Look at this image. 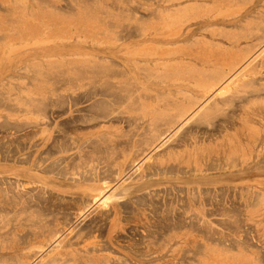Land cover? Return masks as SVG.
<instances>
[{
    "label": "rangeland",
    "instance_id": "rangeland-1",
    "mask_svg": "<svg viewBox=\"0 0 264 264\" xmlns=\"http://www.w3.org/2000/svg\"><path fill=\"white\" fill-rule=\"evenodd\" d=\"M236 1L238 3L239 0H235L234 1L235 5L232 3V5L230 6V9L229 8L227 10L225 9V11L223 9H222L223 11L221 10L223 16L225 15V17H227V15H228V17H230L231 16L230 13L235 15V14H237L238 10H240V11H238L239 13L241 11L244 13V12H246V10L248 11L249 9L255 7L257 5V3H259V4L261 3V5H263L262 10L264 13V3H263L264 0H240L239 1L240 3H238L239 5L236 3ZM163 2H165V4H166V2H168V0H0V181L4 184V185L2 184L3 186H5V183H7L6 184L7 186L4 187V190L6 191V189H7V191L5 192L2 189L3 187H1L2 186L1 184H0L1 185L0 190L1 191L3 190L8 195L11 193V195L9 197H12L14 192L16 194V192L18 193L19 191H20V193L22 191H23V193H26V192L30 193L31 192V195H32V193L34 195L35 192H37L38 194L36 196L39 199H40V197H39L40 195H42L41 198H43V196H44L43 202L46 198H48L46 200L47 201L50 200V201H48L50 203H51V201H52V203H54L53 202L54 199L56 202H58V200L59 201L61 200L62 202L61 201L58 202L60 204V205L58 204L60 207L62 206V204H64V205L68 204L67 206L65 205L66 207H68L70 205V207H68L67 209L66 208L64 209L65 206H62L63 208H60L59 206L57 207V203L56 204L54 203V205H56V206L49 203L50 205L53 206L52 207V206L48 205V202L46 204H44V203L42 204V201H41L42 199H41L39 201L41 204L38 206L37 205V204H39L38 199H36L37 202L35 201L36 196H34V198H33V196L31 197V195L29 194L31 197V200H32L29 203L34 201L33 203H31L32 206L36 202L37 203V204L35 203L36 207L38 206V208H39L42 205V208H43V205H44L45 210L51 209V211H50L51 213L54 211V213L50 214V212L48 210H47L48 213H46L47 211H45L44 208L43 209L39 208L40 212H39V209L37 210V208H35L37 212H39V213L43 212L41 214H43V216H45V218L42 217L45 220L43 222H41L42 226L40 225V227H44V231H45V228L47 226L46 224H48V226H49V227L47 226L45 232L43 231L42 228H40L41 229V232H40L39 224H38L40 222H37V225H38L37 226L35 224L36 220L35 221L34 220L26 221L27 219H26L25 213H21L22 215L20 214V212L16 213V210L14 211L12 208L13 206L11 207V205H8L9 203L8 204L6 203L8 201L5 199H8V197H7L8 195L6 196V194L4 193L3 196H4V198L6 197L4 199L6 202L2 203L3 205L0 203V206L2 205V207H0L1 208L0 209V214H1L0 215V232H2L1 229L3 228V232L9 233L8 230L10 228V230H9L10 233L9 234L3 233V232L0 233V235L2 234V237L0 236L1 237L0 242H2V243H0V252H2V253L8 252L9 254L8 253H4V254L10 255L12 252V251L10 252V250L15 251L16 248L21 249V251H22V252L20 251L21 255L23 254V257H24L23 261L25 262V264L26 263L29 264L31 262L38 261L40 259V257H43L47 254V252H50L51 249L53 248V246L54 247L56 246L55 240H57V239L61 240L62 239L61 241H57V245L59 244L58 245L59 247L58 246H56V247H58V250L63 252L64 248H65L64 245L66 246V248L69 247L68 245H70V244H72V246H74L73 243L76 241L73 242L72 240H75V238L77 237L76 243H78L80 245L75 244L74 248L80 246L79 249L80 248L81 249L79 251L80 255H78L79 249L77 248L78 250L75 253L76 254L75 259H79L81 261L80 264H82L83 259L86 260V257L84 258V256H87L88 260L91 258L89 261H91L92 263H90V264H94V263L98 264V262H99V264H103V263L105 264L107 262H108L107 264H112V263H114V264H124V263L125 264H130V263L131 264H135V263L136 264H264V177H262V176H264V93H263L264 92V79L259 78V81H262V82H258V83H257L258 79H256L255 80L256 83L254 81L255 84L252 82V84H251L252 87L247 86L245 88V90H243V91L240 90L242 92H238V93H236V95L234 94L235 96H233V97L236 100V101L235 100L232 101L234 105L232 104V102H228L227 103V105L229 104L228 108H227L226 104H224L223 106H220L221 108L218 107L219 110H216L214 113H212L215 115L211 114L212 116L211 115H210V117L208 116L207 117L208 119L206 118L207 120L205 119L204 123L202 121L204 118H201V116L195 117L194 119H192L193 120L192 123L191 122L188 124L186 123L185 126H182V128H180V131L179 130H178L179 132L177 131L178 133L177 132L175 134L170 133L171 137L167 135L166 138H168L169 141L167 139H165V140H167V142L166 141H165V143L163 142L166 145L161 143L162 145L158 149H156V151L152 152L153 154L150 153L151 157L149 158L148 162L145 158L142 160V162L138 163L140 166L145 164L144 165V167L146 166L145 168L143 166L141 168L139 165H136V163L139 161L140 157L143 156V155L141 156V154H140L141 152H140L139 147H141V145H142V147H143V148H141V151H142V149H145L144 146L147 147L146 145H150L153 143V140L151 139V138H153V133H150L149 131H145V130L143 131L145 123L147 124L149 122V120H151V121L156 120V122H154V123H159L156 125L161 126L160 122L163 125V123L166 122L168 119H170V117L172 115V111L170 110V108L169 109L167 108V105L169 107L172 106V104L176 101L173 98H175V97L177 98V95L175 92L171 91L173 94L171 96V92L168 94L164 89H162L160 87L164 86L165 84L166 85H173V84L177 85V82H178V84L180 83L181 85H188L194 79L193 78L194 76L192 77V75H194L193 73L191 74L189 72H186L183 69L182 70L180 69V72H178L179 70H177V71L173 70L174 71L173 73H172V71H169L166 73V75L162 74L163 76L159 75L155 79H152V80L150 79V81L138 83V86H140L139 88L142 89V90H140L137 88L136 82L134 85L131 84L130 83V82H132L130 80L131 78L126 74L123 75L124 71H123L122 66L124 64V61H126V54L124 52V51H126L125 47H126L128 41L129 42H136L137 41V38L136 39L134 38L135 36L132 39H130L131 41L126 38V28L128 26L127 19L128 18L130 19L131 26L134 28H136L137 24L139 23V20H142L144 27H149L150 30L152 31V30H154L155 27L158 26V24L160 22L159 19L161 17V12L158 9H159L160 5L164 4ZM169 3H171V2H169ZM169 3H167V4H169ZM144 4H150L152 6V7L150 6L151 9L146 8L144 6ZM233 6L235 7V9ZM208 8H209V10H208ZM213 10H216V7H205V10H204V7L187 8L184 11H182L181 14H178V13L175 14L176 15L175 21L177 23L178 21L180 22V20L181 21L185 20L186 24H184V26H183L184 28H185V26L188 27V25L190 27V26H192V24H193V26H195L196 22L199 23L200 20H201V22H203V20L205 21L208 19L207 17H211V14H213L212 13ZM227 11L228 12L231 11V12L228 13ZM242 12L239 15L238 14L237 15L240 16L241 14H243ZM179 15H180V17L177 18V16H179ZM221 15L218 16V18L222 17ZM225 17H223V18H225ZM234 17H232V18H234ZM187 20H188V22H187ZM194 22H195V24H194ZM193 26H192V28H193ZM174 29H175V25H173L170 30L173 31ZM243 29L244 30L234 29L233 31L230 30V32L229 31L227 32V30H226L227 33L224 32L222 34H223V36L231 38V40L232 39L234 40L236 37V39H235L236 41L238 40V38L240 39V37H241L240 43H244L245 40L254 37L255 34H259V32L261 31V25L260 26L258 25V27L256 25H252L250 27H244ZM254 29L256 31L258 30L257 31L258 33H256V31ZM249 30H250V32H249ZM229 33L231 34V37L229 36L230 35ZM232 33H234V34L232 35ZM253 33H255V34H253ZM138 38H140V37H138ZM219 38H221V37H219ZM242 38H244L245 40ZM188 49H191V48H189L188 46L186 48V46H185L184 51H182L181 53L189 51ZM219 49L222 50L221 48H219ZM95 50H98V52L100 51L99 53H101L100 55L103 57L102 60L100 59L101 61L100 60L97 62L95 60L92 61L93 59H92L91 55L89 54V52L92 53V51H93V53H94ZM87 51H89V52L87 53ZM101 51H103V53ZM83 52H84V54H83ZM224 52H227V55ZM230 52H231L230 49H226L224 51L218 50V51H216V55L221 54V55H217L218 58H219V56H221L223 58H226V57L229 58ZM222 53H223V56H222ZM88 55L90 56V58L92 60L89 58ZM103 55H106L107 57L110 56V57L107 58ZM86 56H87V58H89L88 59L89 62L92 61L91 63L94 62L99 67L97 66V69H96L95 64L92 66V64L89 63L87 61V59H84ZM223 58H221V59H223ZM77 59H78V62H77ZM83 59H84V62L82 63ZM75 63H76V65L78 64V67H80V66L84 67L85 66V69H84V72L82 75L78 74V67L76 68ZM87 64H88V66H86ZM89 64H91V65H89ZM86 67H88V69H86ZM89 67H91L90 70H89ZM92 68L94 70L96 69L95 72H97V74L94 75L95 72H93L94 70H91ZM73 69H75L76 71H73ZM66 71L69 74H67ZM88 71L89 72L91 71L90 73L93 74L92 77ZM110 71H112V72H110ZM86 72H88V73H86ZM74 73L78 74V75L76 74L78 76V79H77V76H75V78L73 77L75 75ZM184 73H186V74L184 75ZM188 73L190 74V76ZM87 74H88V76H87ZM89 74H90V76H89ZM121 74H122V76H121ZM112 75H114V76H112ZM85 76H86V78H85ZM93 76L96 78V80L100 76H102V77H100V79H98V83H99L98 85H100L104 81L106 82V80L108 79V81H110V83H108V81L106 83L104 82V85L105 84H107V85H105L103 87L110 86L114 91H118V94L121 91V93L119 94L120 96L122 95V92H123V95H125V101L123 102L124 99H122V101L120 100L121 103L118 102L120 104L117 103V105L115 104V107H114V104L110 105V104L106 103V100H108V102H109V99H107L106 98L107 96H106L105 97L106 100L103 103L104 97H102V95H99L98 93L96 94L95 91H94L95 94L92 93V91L97 86V81H95V78H94V80L92 79ZM65 77L69 81L67 79H65ZM81 78L84 82L81 80ZM89 78H91V79H89ZM74 79L77 81H75ZM156 79L158 81H156ZM65 80H67V82ZM80 80L82 81V83H80L81 82ZM85 80H87V81L89 80L88 82L91 81V83H94V81H95L96 84H94V89L92 86L93 84L90 83V86H92V88H90V87H88L89 83L86 82ZM120 80L121 81L122 80L123 81L128 80V81H126V83L128 82L130 85V88L131 87H133V88H131V89L126 88L127 84L125 82H121ZM169 80H171L170 84H168ZM187 80H189V81H187ZM63 81H65L67 84L64 83ZM118 81H119L120 85H122L123 83H124V85L118 86V84H119ZM160 81H161V83H160ZM166 81H167V83H166ZM70 82H72V83H70ZM112 82H114V83L112 84ZM155 82L156 83L159 82L157 84L160 86H158ZM63 83H64V91L66 92L65 88H67L69 90V91L67 90V95H64L66 93L63 91ZM74 83L75 84L77 83V87ZM78 83H80V84H78ZM83 83H85V84L83 85ZM147 83H148V85H147ZM150 83H152V84H150ZM102 84H101V86H102ZM115 84H116V86H115ZM139 84H142V86H144L145 89L143 87H141V85H139ZM149 84H150V86H149ZM154 84H156V85H154ZM85 85H88V86L85 87ZM129 85H127V87ZM131 85H133V86H131ZM151 85L153 86V88L155 90L151 87ZM65 86H67V87H65ZM79 86H83V87L81 88ZM154 86H156V87H154ZM87 87L90 88L91 90L92 89L93 90L92 91L87 90L88 89ZM98 87L100 88V86H98ZM147 87H149V88L151 87L152 89L150 88V90H149V88H147ZM76 88L81 89V91L77 90ZM125 89H127V90H125ZM128 89H130V91ZM136 89L138 91L139 90L140 91L137 92ZM83 90L86 92L84 93ZM146 90H149V92ZM161 90L165 91V94ZM78 91H79V94H81L80 92L83 93L82 94L83 97H85V95L88 94L86 96H88L89 98H90V96H92L91 97L92 99L90 98L89 101H88V98L84 99L82 97V95L77 94ZM141 91H142V94H141ZM157 91L158 92L160 91V94H159L160 97H159V95H157L158 94ZM68 92H70L72 96H74L78 99V100H76V98H75L74 100L78 101L79 104L74 103L75 101L73 102V100H71V98H68V97H72L69 95L70 93H68ZM87 92H89V93H87ZM125 92H127L126 94L128 96L125 94ZM152 92H153V95H152ZM134 93H136L137 96ZM93 94L95 95V97L99 95L98 100H95L96 98H94ZM166 94L169 95V99L167 98L168 95H166ZM238 94H239V96H238ZM123 95H122V97L124 98ZM133 95H135V96H133ZM138 95H140V96L138 97ZM150 95H152V98H149ZM155 95L158 97L156 98ZM65 96H68L67 97L68 99ZM163 96H165V97H163ZM59 97H61V98H59ZM78 97H80V101H79ZM101 97L103 99H101ZM122 97H120V98H122ZM134 97H135V99H134ZM254 97H255V99H254ZM45 98H49V99L45 100ZM50 98L51 99L54 98L53 101H55V102L59 100L57 102V104L59 105V103H60V106H58L57 104H55L53 102V104L55 106V107H53V104L51 105V103H50V101H51ZM93 98H94V100H93ZM129 98H132V99L130 100ZM66 99L68 101H70L72 104L69 103ZM126 99L128 100V103H127ZM153 99H156V100H153ZM43 100L48 101L49 104L48 105L46 104L48 102H45L46 105L43 104L44 103ZM62 100H64V103ZM82 100H83V102H82ZM100 100L102 102L101 104H103L104 106H102L100 103H98V102H100ZM160 100L161 101L164 100V101L161 102ZM95 101H98V102L95 103ZM146 101L149 103L151 101V104L147 103ZM240 102H241V104H240ZM90 103H92V104H90ZM93 103H95V104H93ZM105 103L107 104V107H109V108L106 107ZM109 103H113V102H109ZM98 104H99V106H98ZM35 105H37V106H35ZM90 105L93 109L98 110V113L95 110L97 115L96 114L94 115L93 114L94 112L93 113L89 112L91 109ZM94 105H96L98 107L102 106L101 111H102V109L105 112H106V110H108L107 111L108 113H109V111L110 112L113 111L112 113H109V115L112 114L111 117L108 114H106L107 112L106 113L104 112L106 114L107 118H106L104 113H103L104 115L100 116L101 118L104 117L105 119H108V122L104 119L107 122L106 124H105L104 120H102L103 118L101 119V121L100 120L96 121V123L98 122L99 125L95 124V122L92 121L93 117L95 120L96 116H97V118L100 119V117H98V115L102 114V112H103V111L101 112L99 110L100 108L98 109V107H96ZM140 105H142L141 108H139ZM143 105H144V107H143ZM148 105H149L150 109L148 108ZM161 105H163V106H161ZM110 106H113V107H110ZM157 106L158 107L161 106L162 108H157ZM43 107H45V108H43ZM48 108H49V110H48ZM50 109H51V111H50ZM146 109L148 110V112L146 111ZM156 109H158V110H156ZM160 109H161V111H160ZM150 110H152V111L149 113ZM143 111H145L146 115L149 116V117L147 116L148 122H146V120H145L146 116H144V117L142 116V115H145V112H143ZM159 111H160V113H159ZM165 111L167 112V114L169 112V114L167 115L165 113ZM161 112L164 115L165 114L166 115L163 116V114ZM170 112H171V114H170ZM152 113H154L155 115L160 114V116H159L160 118H158L157 115H156L157 117L154 116V114H152ZM89 114L93 115V116H91L92 119H85V118H91L89 116ZM116 114H117V116H116ZM85 116H87V117H85ZM113 116H116V119L112 120ZM135 116L137 118H135ZM17 117H19V118H17ZM117 117H118L119 121H117ZM127 117L129 119H126ZM130 117H132L133 119ZM138 117L140 119H138ZM80 118L81 119L84 118L82 120H87L88 122L90 121L91 124H90V122L88 124V122L86 121L88 125H86V122H84L85 125L83 123H82L83 124L82 125V124H80L81 122H83L82 120L78 124L77 121ZM97 118H96V120H97ZM113 118H115V117H113ZM121 118L124 119L125 123L123 122V120ZM149 118H151V119H149ZM156 118H158L160 121ZM231 118H233V119H231ZM39 119H40V121H39ZM73 119L75 121L77 120L76 123ZM109 119H111L112 122ZM229 119L231 122L228 121ZM35 120L38 122H35ZM114 120H116V121H114ZM128 120H131V122ZM133 120L134 121L136 120V121L134 122ZM142 120H145V121H142ZM200 120H201V122H200ZM226 120H227V122H225ZM45 121H47V122H45ZM194 121H196V122H194ZM197 121H199V122H197ZM232 121H233V123H232ZM243 121L246 123H244ZM32 122H34V123H32ZM99 122H101V123H99ZM126 122H127V124H126ZM137 122H139L138 123L139 128L136 131L135 126L137 125L136 124ZM35 123H37V124H35ZM107 124H108V126H107ZM140 124L143 126V129L141 128L142 126ZM94 125H96V126H94ZM84 126H85V128H84ZM100 126L102 127V129H100L101 128ZM63 127H65V128L63 129ZM161 127H163V126H161ZM36 128H38V129H36ZM15 129H16V131H15ZM62 129L64 130V132H62ZM65 129H66V131H65ZM95 129H97L96 130L97 132L95 131ZM107 129H109V131ZM100 130H102V131H100ZM131 130H132V133H131ZM139 130L141 131V133L144 132V135L146 133L145 136L148 140H149V137H147V136L148 135L150 136V134H151L150 139H151L152 143H150L151 142L150 140H149L150 142L147 141L145 136L143 134L139 133L140 132ZM214 130L216 132H214ZM98 131H100L101 134L103 135V137L106 138V139L101 138V139L105 140L104 142H103V140L100 139L101 134ZM81 132H83V133H81ZM136 132H138V134H136ZM92 133H93V135H92ZM97 133H99V134H97ZM190 133H191V136H190ZM211 133H213V134L211 135ZM94 135H97V136L100 135V137L98 138L96 136V138H97L96 139L94 137ZM138 135H139V137H137ZM141 135L145 138V140L142 138ZM228 135H229V137H227ZM72 136H75V137H72ZM85 136H86V138H87V136H88V138H91L90 139L91 141L94 140L92 142H95V140H96L97 143L89 142L90 140L88 141L87 140L88 138L86 139ZM89 136H91V137H89ZM135 136H136V138L134 139L135 143H136L137 139L139 140V142L137 141V143H136L138 148L134 147V146H136V144L133 141V138ZM211 136H212V139L210 138ZM215 136H216V139H214ZM67 137H68V139H67ZM81 139H82V141H81ZM62 140H63V142H62ZM65 140L68 142V144L66 143ZM85 140H86V143H88V144L92 143L91 144L92 146L91 145L90 146L85 145V147H87V148H85L84 143H83V142H85ZM140 140H141V142H140ZM142 140H144V142H142ZM196 140H198V141H196ZM59 142L62 143V146L60 145ZM130 142H132L134 145L132 143L130 144ZM145 142L146 143L148 142L150 144H148V143L146 144ZM176 142H177V144H176ZM142 143L146 144V145H143ZM211 143H212L213 147H212ZM54 144H56L57 147L60 145L61 146V147H59L60 149L58 150L56 148V146H54ZM64 144H65V148L63 146ZM78 144L79 145L83 144L82 146L85 149L82 151L81 150L82 146H79ZM93 144H95V145H93ZM104 144H106V145H104ZM128 144L130 146L132 145L131 147H134V148L130 149L131 147ZM68 145L71 147L70 149H68L69 148ZM74 146H79L80 148L79 147L74 148ZM195 146H196V148H195ZM83 147H82V149H83ZM66 148H67V150H66ZM60 150H62V151H60ZM65 150H66V152H65ZM72 150H73V152H71ZM78 150L79 151L81 150L80 154H79ZM124 150H126V151H124ZM131 150H132V152H133V150L134 151L137 150V151L133 152V153H135V154H133L135 157L131 156V158H129L130 157L129 155L132 154V152H130ZM138 150H139V152H138ZM170 150H172V151H170ZM57 151H58V153H57ZM59 151L61 153L62 152H64V153L60 155ZM93 152H95V153H93ZM128 152H130V154ZM96 153H98V154H96ZM57 154L60 155V157ZM81 154H82V156H81ZM136 154L138 157L136 156ZM123 155L124 156L126 155V156L123 157ZM160 155H162V156H160ZM61 156H65V157H62V159L65 158V161L63 159V162H62V159H59V158H61ZM70 156H71V159L69 158ZM79 156H80V158H79ZM127 156H129L128 157L129 162L127 161V158H126ZM43 157H45L47 160ZM52 157H53V159L56 157L55 159H57V161L59 159V161L55 162V159L52 160ZM132 157L134 158L133 160H135L136 157H137V159L135 161H133V160L131 161ZM162 157H164V158H162ZM72 158H74L75 160L73 159L74 161H71ZM94 158H96V159H94ZM38 159H39V161H38ZM42 159H45V160H42ZM105 160L108 163L109 162H112V163L108 164L105 162ZM115 160L119 163L117 164V162ZM31 161L33 163H35V168L33 165H31V163H32ZM40 161L44 164H47L46 165L47 168H45L46 170L48 169L47 171L52 169L55 163H56L55 165H57V167L55 166L57 169L54 167L52 171L50 170L51 172L50 171L47 172L46 170H44V167H46V166H44V164L41 165L42 163ZM52 161H54V164ZM120 161L123 163H126L125 161H127L129 165H127V163H126V164H124V166H121L123 164ZM159 161H160V163H159ZM261 161H263V162H261ZM68 162H70V164ZM84 162H85V164L87 162H89V163H87L86 166L88 168L93 167V169H90L92 171H90L89 169H87L86 166H84ZM48 163H51V165L53 164L52 168H51V166H49L50 164H48ZM94 163L98 167L100 165V168L102 167L101 165H105V164L106 165L103 166L102 169H99L98 167H97L98 169L97 168L95 169L94 167H96V166L94 165ZM132 163H134V164H132ZM220 163H221V165H220ZM36 164L38 165L39 168H40V166H39V164H40L41 169L44 166L43 170L39 169L40 172H37L39 170H38V168L36 169V167H37ZM77 164H78V166H76ZM112 164H114V165H112ZM60 165H62V166H60ZM74 165L76 167L71 169ZM90 165H91V167H89ZM156 165L158 167H160L159 169H161V170L160 171L156 170L155 171L156 175H155V173H154L155 168L154 167H157ZM113 166H115L117 168L116 169L114 167L115 168L113 170L114 173L111 170L113 168ZM150 166L153 167V173H154L152 175L153 177L150 175L152 173V171L150 173V171H148V168H147ZM161 166H162V168H161ZM174 166H175V168H174ZM250 166L252 168L255 167V169H258V171L255 169L252 170V168H251V170L250 169L247 170ZM60 167L61 168L64 167V168L61 169ZM65 167H67V168H65ZM108 167H110V168H108ZM122 167H124V169ZM217 167L220 170H218ZM261 167L263 168V170ZM17 168H19L20 170ZM28 168L30 171L27 170ZM59 168L61 170H63V169L66 170V172L69 170L68 168H70V170L68 171V173L70 174L68 176V178L65 177V175L67 176L68 174L64 170L62 171V173H60L61 170ZM103 168H105V169H103ZM107 168H108V172L111 171L110 173H108L106 171ZM121 168H122V172H124V173L121 172V170H120ZM134 168L135 169L138 168V169L135 170ZM164 168H166L165 170H167V171H169V168H170V170H171V168H173L174 171L172 169L173 172L172 171L167 172V171L163 170ZM205 168H206V170H205ZM33 169H34V171H33ZM54 169H56V171ZM79 169L82 170V173ZM131 169H132V171H131ZM201 169L203 171L205 170V172L200 171ZM221 169H222V171H221ZM229 169H230V171H229ZM71 170L73 172H71ZM74 170H75V172H74ZM98 170L99 171L101 170L106 175L104 173H101V172L100 173L102 175H100ZM141 170H142V172H141ZM162 170L164 172H167V173H161ZM35 171L37 174V178H36V176L31 177V174L34 175ZM41 171H44V172H41ZM57 171H59V173ZM77 171H78V173H77ZM84 171H87L89 174L92 173L89 176L90 180L87 177V175H89V174L84 172ZM125 171H127V172L130 171V172L126 173ZM133 171H134V173H133ZM30 172H33L34 174L30 173ZM52 172H54L53 174L58 173V175L55 176L52 174ZM70 172L74 173L75 176L76 175L79 176L78 174L80 173L82 175V177H83V174L85 173V175L87 174L86 178L88 180L86 181V179H83V180L78 179L79 177L77 178V176L75 179V176L73 178L74 174H71ZM118 172L119 173L121 172L120 173L121 175L123 174L122 177ZM146 172H147V176H145ZM27 173H29V175ZM38 173H40V175ZM63 173H64V175L60 176ZM96 173H97V175H96ZM107 173L109 175L112 173L110 176L111 178H108L109 176ZM116 173H118V174H116ZM141 173H142V177H141ZM19 174H21V175H19ZM98 174L100 176V179L102 177L101 180L99 179ZM113 174H114V177H112ZM17 175H19L20 177L19 176L16 177ZM81 175H80V178H81ZM85 175H84V177H85ZM104 175L106 177L105 179L103 178ZM117 175H119L118 178L116 177ZM28 176L30 179L28 178ZM124 176H126V177H124ZM143 176L145 178L144 180H146L145 182L141 181V179H143ZM119 177H121V178L119 179ZM138 177L140 180L138 179ZM146 177L150 180V184H146L147 186H145V184H143V183L149 182V181H147L148 179H146ZM154 177H156V178H154ZM2 178L4 180H2ZM55 178H57V179H55ZM60 178H63V179H60ZM112 178H114V180ZM116 178L119 179V180H117V182L115 180ZM123 178L125 179V181H123L124 180ZM73 179H74V181H72ZM97 179H98L99 184H101L103 181L107 180L108 182H106L105 185L107 184V185L114 186V187L121 182H122L123 186L125 185V184H123V182L124 183L128 182L129 184L132 181L133 182L131 183L132 186H129L128 184H126L128 187H125V186L123 187L122 185H120L119 187L116 186L117 188L113 187L115 190L112 187L108 186L109 187V188H107L108 192L106 191L105 195L107 197L111 194L110 197L112 199H110V197H109L107 200L108 202H106L108 204L103 205V207H104L103 208L102 204H99V203H98V205L95 204L96 202H98V200L97 201L94 200L95 192L94 193L92 191L89 192V190H92V188L99 186L98 184H96ZM121 179H123V180L121 181ZM137 179L139 180V183L140 182H142V183H140V184L137 183V181H136ZM42 180H43V182H42ZM45 180L47 181V183L45 182ZM77 180H79V181L76 182ZM80 180H82L83 182ZM48 181L50 182V184ZM79 182H81V183H79ZM110 182L113 184L111 185ZM114 182L117 184L114 185ZM134 182L137 183V185H135ZM9 183H10V185H9ZM206 184H207V186H206ZM27 185H28V187H27ZM46 185H48V186L45 187ZM142 185H144L146 188H144V186H142ZM22 186H24L25 188H23ZM7 187H11V188H9V190L10 191L12 190V191L11 192L8 191ZM43 187H45V188H43ZM83 187H85V189ZM87 187L89 190H86ZM90 187H91V189H90ZM18 188H19V190H18ZM49 188H51V189H49ZM57 188H59V189H57ZM111 188H112L113 192H111V190H110ZM119 188H120V190L116 191V189L118 190ZM124 188H127V190H124ZM31 189H32V191L35 190V192L30 191ZM70 190H71V192H70ZM63 191H65V192H63ZM72 192H73V194H72ZM28 193H26L25 195H27ZM39 193H40V195H39ZM1 194H2V192H1ZM122 194H127V195L125 196ZM21 195L23 196L24 194H21ZM29 195H27V196L29 197ZM121 195L124 197H122ZM0 196H2V195H0ZM24 197L26 199L30 198V197L28 198L26 196H24ZM89 200H91V202ZM2 201L3 200L0 198V202H2ZM112 202L114 203V205H112L113 204ZM89 203H90V205H89ZM5 204L7 205V207ZM85 205H86V207L84 209ZM3 206H5V207H3ZM113 206H114V208H113ZM8 207L11 208L13 211H10ZM18 207H20V206H18ZM2 208H3V210H2ZM54 208H56V209H54ZM4 209H6V210L8 209V211H5ZM30 209L33 210L34 207L33 208L31 207ZM115 209H116V211H115ZM118 209H119V211H118ZM1 210H2V212H1ZM18 210L19 209H17V211ZM42 210H44L45 212ZM55 210L57 212V216L56 215L53 216V214H56ZM81 210H83V212ZM77 211L80 214H78ZM3 212H5V215H3L4 214ZM7 212H10L12 215L7 213ZM12 212L15 213L14 214L15 216L13 215ZM59 212H61V213H59ZM62 212H65V213L62 214ZM18 213L20 215H18ZM162 213H163V215H161ZM6 214H7V216H6ZM23 214L25 215V217H22V216H24ZM44 214H47V215L50 214V215L47 216ZM1 216H2V220L3 221L5 220L4 221L5 223L1 220ZM11 216H14L15 219H12L13 217H11ZM58 216H60L61 218H59ZM6 217H8V218H6ZM17 218L22 220V221L21 220L18 221L19 224H21V225L18 224ZM23 218H25V219H23ZM58 218L60 219L61 222L63 221L64 224H63V222L61 223L60 221H57V220H59ZM11 220H13V223ZM23 220H25V221L23 222ZM218 220L220 221V223ZM8 222H9V225L7 224ZM20 222H22V223H20ZM33 222H34V226L36 225L38 230H36V227L34 228L33 224L30 225ZM50 222L51 223L53 222L52 223L53 225ZM10 223L12 226L16 223L17 226L14 225V226H16V228L13 227L11 229L12 226H10ZM24 223H26V224L23 225L24 226V228H23L22 224H24ZM28 223L31 227H29ZM42 223H44L46 226ZM54 223H56L55 226H54ZM65 223H66V225H65ZM49 224L51 226H54V228L51 227ZM61 224H63L64 226L63 225L61 226ZM182 224H184V225H182ZM58 225L61 226V229L63 227V229L62 230L58 229V231H57V228L55 229V227L56 226L58 227ZM25 226H26V228H25ZM167 226H169V227H167ZM18 227H21L20 228L21 232L26 231V232H23L24 234L25 233L26 234L24 235L23 233L19 232V230H17V229H19ZM27 227L34 228L35 230L29 229ZM69 227H70V229H69ZM48 228H50V229H48ZM51 228L53 230H51ZM71 228H72V230H71ZM4 229H5V231H4ZM25 229H29V231L25 230ZM30 230L31 231L33 230L32 232L34 234L31 233ZM48 230H49V233H48ZM60 230L62 231V233H64V231H66L61 236V238H60V235L62 233L60 232ZM27 231L30 232V234ZM37 231H39V232H37ZM54 231L58 232L60 235H58V236L56 235L55 238L53 239L54 241L52 240L51 242H48L49 234L53 233ZM42 232L44 234L47 232V235L41 234ZM37 233H40V236H39V234L37 235ZM22 234L25 237H27V239L24 236H21ZM35 234L37 236H35ZM78 234L80 236H81V234L82 235L84 234L83 235L84 238H82V237L79 238ZM29 235H31L30 238L28 237ZM94 235H96V236H94ZM5 236H6V238H4ZM63 236L66 239L63 238ZM21 237H23V239L25 238V240H22ZM40 237H41V239H40ZM43 237H44V239H43ZM110 237H112V238H110ZM2 238L5 239V242L2 241L3 240ZM42 239H43V241H42ZM46 239H47V241H46ZM26 240H27V242L24 243V245H22L23 242ZM69 240L72 242H70ZM87 240L90 244L87 242ZM35 241H37V243H39V241H40V243H39L40 247H36L39 245L36 244ZM81 241H84V242H81ZM42 242H43L45 248H44ZM52 242L55 243V245ZM29 243H31V245L33 247H31V245H29ZM48 244H50V245H48ZM60 244H62L61 245L62 249L60 248ZM84 244L86 246H84ZM104 244L107 248L106 247L104 248V246H103ZM34 245H35V247H34ZM87 245H90L89 248L87 247ZM23 246L28 247V248H25V249L21 248ZM72 246L70 245V247H69L70 250L72 249ZM93 246H95V247L93 248ZM84 247L85 248L87 247V250L90 249L91 252L88 253L90 251L89 250L88 252L86 251L88 254L85 253ZM96 247H98L99 249H97ZM42 248H44L45 250H43ZM18 249L16 251H18ZM22 249H24V250H22ZM28 249H30V250L28 251ZM82 249L84 251H81ZM96 249H97V251H99L100 254H98V252H97L95 255L94 251ZM23 251H25V253ZM107 251H108V253H107ZM20 252L18 251L19 254H20ZM82 252H84V253H82ZM92 252H94V254ZM14 253H15V255H17L16 252H14ZM14 253H12V254H14ZM26 253H27L28 258L26 257ZM91 253L95 256H90ZM4 254L0 253V255H4ZM19 254H18V256H19ZM100 255H101V257L103 255L104 256L102 258H97ZM38 256H40V257H38ZM80 256H82V257H80ZM20 258H21V260L23 259L22 257H20ZM106 258H108V259L106 260ZM28 259H29V262H26V260L28 261ZM101 259H103V260H101ZM79 260H77L73 263L70 260V263L71 264H75V263L77 264L79 262ZM93 260H95V261H93ZM97 260H99V261H97ZM104 260H106V261H104ZM112 260H113V262H111ZM115 260H117V262ZM125 260H126V262H125ZM134 260H135V262H134ZM137 261L138 262L141 261V262L138 263ZM109 262H111V263H109ZM66 263H68V262H66Z\"/></svg>",
    "mask_w": 264,
    "mask_h": 264
},
{
    "label": "bare ground",
    "instance_id": "bare-ground-1",
    "mask_svg": "<svg viewBox=\"0 0 264 264\" xmlns=\"http://www.w3.org/2000/svg\"><path fill=\"white\" fill-rule=\"evenodd\" d=\"M234 1L235 0H168V2H166V4H165V2H163L164 4L163 5H160L159 6V11L161 12V17H160V19H159V24H158V26L157 27H155L154 28V30H150V28L149 27H144V25H143V23H142V20H139V23L137 24V26H136V28H134V27H132L131 26V22H130V19L128 18L127 19V21H128V26H127V28H126V38L128 39V40H130V39H132L134 36V38L136 39L137 38V41L136 42H129L128 41V43H127V45H126V51H124L125 52V54H126V61H124V64H123V71H124V73H123V75L124 74H126V75H128L131 79V81L132 82H130L131 84H135V82L137 83V88L138 89H140L139 87L140 86H138V83H142V82H145V81H150V79L152 80V79H155V78H157L159 75H162V74H165L166 75V73L167 72H169V71H172V73L174 72L173 70H179L178 72H180V69L182 70H185L186 72H189V73H193L194 75H192V77L194 78L193 79V81H191L188 85H181L180 83L178 84V82H177V85H175V84H173V85H164V86H161L160 88H162V89H164L168 94L172 91V92H175L176 93V95H177V98L175 99V98H173L174 100H176L173 104H172V106H168L167 105V108L169 109L170 108V110L172 111V115H171V117H170V119H168L166 122H164L163 123V125H162V123L160 122V124H161V126H163V127H161L160 125H156V124H159V123H154V122H156V120L154 121V120H149V122L147 121V116L148 115H146V112L145 111H143V112H145V115H142L143 117L144 116H146L145 118V120H146V122H148L147 124L145 123V125H144V129H143V126L141 127L142 129H143V131L145 130V131H149L150 133H153V138H151L152 140H153V143H152V141H151V139H150V137H151V134H150V136L148 135L147 137H149V140L151 141H149L147 138H146V133H145V135H144V132L143 133H141V131L139 132V133H141V134H143L144 136H145V138L147 139V141H149L150 143H152V144H150V143H148V144H150V145H146V144H143V145H146L147 147H145L144 146V148L145 149H142V151H141V148H143L142 147V145H141V147H139V149H140V154H141V156L142 157H140V159H139V161L136 163V165H139L138 163L139 162H142V160L143 159H145L146 158V160H147V162H148V160H149V158L151 157L150 156V153H152V152H154V151H156V149H158L162 144L161 143H165V141L167 142V140H168V138H166L167 137V135L168 136H170L171 134L170 133H172V134H175L178 130L180 131V128H182V126H185L186 125V123L188 124V123H192V119H194L195 117H200L201 116V118H204L202 121H203V123H204V120L209 116L210 117V115L212 114V113H214L216 110H219L218 109V107H220V106H223L224 104H226V106H227V108H228V105H227V103L228 102H232L233 100H235L234 99V97L233 96H235L236 95V93H238V92H242L243 90H245V88L247 87V86H249V87H252V82L254 83V81L256 80V79H258V81H257V83L258 82H262V81H259V78H261V79H264V13H263V10H262V8H263V5H261V3L259 4V3H257V5L255 6V7H253V8H251V9H249L248 11L246 10V12H242L243 14H241L240 16H238L240 13L238 12V11H240V10H238L237 11V14H232V13H230V12H228V13H230L231 14V16L232 17H234V18H232L231 16L230 17H228V13L226 14L227 15V17H225V15L223 16V14H222V12H221V10L223 9L224 11H225V9L227 10L228 8L230 9V6L232 5V3L234 4ZM240 1V0H239ZM238 1V3H240ZM169 2H171V3H169ZM167 3H169V4H167ZM236 3H237V1H236ZM237 3V4H238ZM264 3V2H263ZM259 4V5H258ZM235 5V4H234ZM239 5V4H238ZM262 7H261V6ZM144 6L146 7V8H150V4H144ZM143 6V7H144ZM152 7V6H151ZM193 7H204V10H205V7H216V10H213V14H211V17H207L208 19L207 20H203V22H201V20H200V22L198 23V22H196V24H195V22H194V24H195V26H193V24H192V26H193V28H192V26H190L189 27V25H188V27L187 26H185V28L183 27L184 26V24H186L185 23V20L184 21H181L180 19V22L178 21L177 23H176V21H175V14H181V12L182 11H184L185 9H187V8H193ZM234 7V6H233ZM240 7V6H239ZM151 9V8H150ZM207 9V8H206ZM214 9V8H213ZM234 9H235V7H234ZM208 10H209V8H208ZM212 10V9H211ZM222 10V11H223ZM233 10V9H232ZM236 12V11H235ZM225 13V12H224ZM222 14V15H221ZM213 15V16H212ZM222 16V17H220V18H218V16ZM234 15V16H233ZM180 17V15L179 16H177V18H179ZM223 17H225V18H223ZM139 19V18H138ZM206 19V18H205ZM187 22H188V20H187ZM177 24V25H176ZM189 24V23H188ZM173 25H175V29L173 30V31H171L170 29H171V27L173 26ZM252 25H256L257 27H258V25L260 26L261 25V31L259 32V34H255V33H253V34H255V36L254 37H252V38H249V39H247V40H245L244 38H242V39H244L245 40V42L244 43H240V39H241V37H240V39L238 38V40L236 41L235 39H236V37H235V39L233 40H231V38H228V37H226V36H223V34L222 33H227L228 31L230 32V30L231 31H233L234 29H242V30H244L243 28L244 27H250V26H252ZM187 27V28H186ZM248 29V28H247ZM226 30H227V32H226ZM255 30V29H254ZM256 31V30H255ZM258 31V30H257ZM256 31V33H258ZM249 32H250V30H249ZM236 33V32H235ZM230 34V33H229ZM234 33H232V35H233ZM225 35V34H224ZM230 37H231V34L229 35ZM253 36V35H252ZM138 37H140V38H138ZM219 37H221V38H219ZM131 41V40H130ZM185 46H186V48H187V46L189 47V48H191V49H188L189 51H186V52H183V53H181L182 51H184V48H185ZM219 48H221L223 51L224 50H226V49H230V56H229V58H223V57H221V56H219V58H218V56L217 55H221V54H217L216 55V51H222V50H220ZM89 51H87V53H88ZM100 52V51H99ZM98 52V50H95V52L93 53V51H92V53H90L89 52V54L91 55V57H92V59L90 58V56H89V58L92 60V61H99L100 59L102 60V56L100 55L101 53H99ZM102 53H103V51H101ZM228 52V51H227ZM227 52H224V53H226V55H227ZM221 53V52H220ZM81 54V53H80ZM83 54H84V52H83ZM86 55V54H85ZM84 56V55H83ZM103 56H105V57H107L106 55H103ZM222 56H223V53H222ZM81 57V56H80ZM108 57H110V56H108ZM107 57V58H108ZM82 58V57H81ZM89 58H87V56L84 58V59H87V61H88V59ZM221 58H223V59H221ZM84 59H83V61H82V63L84 62ZM106 59V58H105ZM114 59V58H113ZM100 60V61H101ZM115 60V59H114ZM80 61V60H79ZM91 61V62H92ZM104 61V60H103ZM107 61V60H106ZM77 62H78V59H77ZM76 62V63H77ZM89 62V61H88ZM91 62H89V63H91ZM76 63H75V65H76ZM80 63V62H79ZM99 63V62H98ZM92 64V66L95 64L94 62L93 63H91ZM91 64H89V65H91ZM116 64V63H115ZM86 66H88V64L86 65ZM91 66V67H92ZM95 66H96V69H97V66L98 65H96L95 64ZM94 66V67H95ZM78 67V64L76 65V68ZM91 67H89V70H90V68ZM99 67V66H98ZM75 68V69H76ZM75 69H73V71H76ZM84 69H85V66L83 67V66H80V67H78V74L79 75H82L83 74V72H84ZM86 69H88V67H86ZM96 69L94 70L93 68L91 69V70H94L93 72H95L96 71ZM120 69V68H119ZM118 69V70H119ZM121 70V69H120ZM113 71V70H112ZM112 71H110V72H112ZM89 72V71H88ZM88 72H86V73H88ZM91 72V71H90ZM89 72V73H90ZM114 72V71H113ZM118 72V71H117ZM66 73H67V71H66ZM115 73V72H114ZM119 73V72H118ZM188 73V74H189ZM67 74H69V73H67ZM75 74V73H74ZM73 74V75H74ZM77 74V73H76ZM74 75L73 77L75 78V76H77V75ZM91 74V73H90ZM90 74H89V76H90ZM95 74H97V72H95L94 73V75ZM169 74V73H168ZM186 73H184V75H185ZM86 75V74H85ZM92 75L93 74H91V77H92ZM175 75V74H174ZM181 75V74H180ZM87 76H88V74H87ZM112 76H114V75H112ZM119 76V75H118ZM121 76H122V74H121ZM127 76V77H128ZM163 76V75H162ZM189 76H190V74H189ZM188 76V77H189ZM68 77V76H67ZM70 77V76H69ZM72 77V78H73ZM83 77V76H82ZM99 77V76H98ZM100 77H102V76H100ZM100 77L98 78V79H100ZM165 77V76H164ZM85 78H86V76H85ZM84 78V79H85ZM94 76H93V80H94ZM162 78V77H161ZM160 78V79H161ZM191 78V77H190ZM65 79H67L66 77H65ZM77 79H78V76H77ZM88 79V78H87ZM89 79H91V78H89ZM98 79L96 80V78H95V81H97V86L95 87V89H94V84H96V82L94 81V83H91V81L90 82H88L87 80H85L86 82H88L89 83V86L88 85H85V87L86 86H88V87H90V88H92V86H93V91L90 89V88H88L87 90H91L92 91V93H94L95 94V92H96V94L98 93L99 95H102V97H104V99L101 97V99H103L102 101H103V103L105 102V97L107 98V99H109V102H113V103H109L108 102V100H106V103H108V104H114V107H115V104L117 105V103L118 102H120L121 103V101H122V99H124L123 100V102L125 101V95H123V92H122V95L124 96V98L122 97V95L120 96L119 94L121 93V91L119 92V94H118V91H114L110 86H106V87H103V86H105V85H107V84H105L104 85V82H100L101 84H102V86H101V84L100 85H98L99 83H98ZM159 79V78H158ZM68 80V79H67ZM67 80H65L66 82H67ZM75 80V79H74ZM81 80H82V78H81ZM80 80V81H81ZM185 80V79H184ZM65 81H63L64 83H66ZM69 81V80H68ZM75 81H77V80H75ZM83 81V80H82ZM82 81L80 82V83H82ZM100 81V80H99ZM102 81V80H101ZM108 81V79L106 80V82ZM112 81V80H111ZM114 81V80H113ZM121 81V80H120ZM126 81H128V80H126ZM126 81L124 80H122L121 82H125L126 83ZM156 81H158L157 79H156ZM164 81V80H163ZM162 81V82H163ZM170 81L171 80H169V83L168 84H170ZM182 81V80H181ZM187 81H189V80H187ZM84 82V81H83ZM85 82V83H86ZM93 82V81H92ZM105 82V83H106ZM117 82V81H116ZM153 82V81H152ZM64 83H63V91H64ZM70 83H72V82H70ZM80 83H78V84H80ZM85 83H83V85L85 84ZM87 83V84H88ZM90 83L91 84H93L92 86H90ZM108 83H110V81H108ZM114 82H112V84H113ZM118 83H119V81H118ZM154 83V82H153ZM156 83V82H155ZM157 83H159V82H157ZM156 83V84H157ZM160 83H161V81H160ZM164 83V82H163ZM166 83H167V81H166ZM172 83V82H171ZM182 83V82H181ZM255 83H256V81H255ZM254 83V84H255ZM67 84V83H66ZM65 84V85H66ZM75 84V83H74ZM111 84V85H112ZM122 84V83H121ZM127 85H129V83L127 82L126 83ZM125 84V85H126ZM145 84V83H144ZM150 84H152V83H150ZM150 84H149V86H150ZM156 84H154V85H156ZM253 84V85H254ZM76 85V87H77V83L75 84ZM109 85V84H108ZM120 85V83L118 84V86ZM122 85H124V83L122 84ZM122 85H120V86H122ZM127 85H126V88H130V85L127 87ZM133 85H131V86H133ZM139 85H141V87H143L144 88V86H142V84H139ZM147 85H148V83H147ZM158 85V84H157ZM251 85V86H250ZM74 86V85H73ZM98 86H100V88L98 87ZM115 86H116V84H115ZM117 86V87H118ZM136 86V85H135ZM158 86H160V85H158ZM157 86V87H158ZM65 87H67V86H65ZM79 87H83V86H79ZM78 87V88H79ZM124 87V86H123ZM151 87L153 88V86L151 85ZM150 87V88H151ZM154 87H156V86H154ZM248 87V88H249ZM70 88V87H69ZM107 88V89H106ZM114 88V87H113ZM131 88H133V87H131ZM130 88V89H131ZM147 88H149V87H147ZM150 88H149V90H150ZM151 88V89H152ZM159 88V87H158ZM247 88V89H248ZM66 89V94H64V95H67V88H65ZM73 89V88H72ZM77 89V88H76ZM86 89V88H85ZM84 89V90H85ZM130 89H128L129 91H130ZM145 89V88H144ZM154 89V88H153ZM250 89V88H249ZM248 89V90H249ZM75 90V89H74ZM77 90H80L81 91V89H77ZM83 90V91H84ZM125 90H127V89H125ZM133 90V89H132ZM131 90V91H132ZM135 90V89H134ZM137 90V89H136ZM140 90H142V89H140ZM139 90V91H140ZM149 90H146V91H148L149 92ZM155 90V89H154ZM240 90H242V91H240ZM69 91V90H68ZM73 91V90H72ZM71 91V92H72ZM95 91V92H94ZM123 91V90H122ZM138 90H137V92H139ZM145 91V92H146ZM162 91V90H161ZM165 91H162V92H164V94H165ZM259 91V90H258ZM257 91V92H258ZM86 91H84V93H85ZM90 92V91H89ZM89 92H87V93H89ZM135 92V91H134ZM144 92V93H145ZM172 92H171V96L173 95L172 94ZM263 92V91H262ZM68 93H70V92H68ZM81 94H79V91L77 92V94H79V95H82L83 93L82 92H80ZM91 93V92H90ZM127 92H125V94H126ZM132 93V92H131ZM143 93V94H144ZM157 95H159L160 94V91L158 92L157 91ZM245 93V92H244ZM259 93V92H258ZM261 93V92H260ZM264 93V92H263ZM76 94V93H75ZM76 94V95H77ZM93 94V96H94V98H96L95 100H98V96H96L95 97V95ZM133 94V93H132ZM135 95H136V93H134ZM138 94V93H137ZM140 94V93H139ZM141 94H142V91H141ZM147 94V93H146ZM168 94H166V95H168ZM235 94V95H234ZM241 94V93H240ZM243 94V93H242ZM246 94V93H245ZM70 96H72L71 95V93L69 94ZM68 95V96H69ZM75 95V96H76ZM86 95H88V94H86ZM85 95V97H83V95H82V97L85 99V98H88V101H89V99L92 97V96H90V98L88 97V96H86ZM90 95V94H89ZM105 95V96H104ZM127 95V94H126ZM131 95V94H130ZM135 95H133V96H135ZM152 95H153V92H152ZM152 95H150V97L149 98H152ZM162 95V94H161ZM247 95V94H246ZM63 96V95H62ZM68 96H65L66 98L68 97ZM128 96V95H127ZM132 96V97H133ZM137 96V95H136ZM140 95H138V97H139ZM146 96V95H145ZM156 96V95H155ZM238 96H239V94H238ZM64 97V98H65ZM120 97H122V98H120ZM142 97V96H141ZM158 96H156V98H157ZM159 97H160V95H159ZM162 97V96H161ZM163 97H165V96H163ZM59 98H61V97H59ZM68 98H71V100H73V102L75 101L74 99L76 98V97H74V96H72V97H68ZM67 98V99H68ZM79 98V101H80V97H78ZM94 98H93V100H94ZM137 98V97H136ZM144 98V97H143ZM142 98V99H143ZM168 99H169V95H168V97H167ZM237 98V97H236ZM239 98V97H238ZM246 98V97H245ZM253 98V97H252ZM46 99H49V98H45V100ZM54 99V98H53ZM53 99H51L50 98V103H51V105L53 104V102L55 103V104H57V102L59 101L57 98V100L58 101H53ZM55 99V100H56ZM66 99V100H67ZM83 99V100H84ZM92 99V98H91ZM100 99V98H99ZM130 100L132 99V98H129ZM134 99H135V97H134ZM138 99V98H137ZM163 99V98H162ZM165 99V98H164ZM244 99V98H243ZM254 99H255V97H254ZM45 100H43L44 101V103L43 104H45V102H48V101H45ZM65 100V99H64ZM64 100H62L63 101V103H64ZM70 100V99H69ZM76 100H78L77 98H76ZM83 100H82V102H83ZM121 100V101H120ZM127 100V99H126ZM145 100V99H144ZM152 100V99H151ZM153 100H156V99H153ZM68 101V100H67ZM66 101V102H67ZM87 101V100H86ZM133 101V100H132ZM136 101V100H135ZM140 101V100H139ZM142 101V100H141ZM149 101V100H148ZM161 101V100H160ZM162 101H164V100H162ZM161 101V102H162ZM236 101V100H235ZM61 102V101H60ZM69 103H71L70 101H68ZM94 102V101H93ZM96 102H98V101H95V103ZM143 102V101H142ZM147 102V101H146ZM155 102V101H154ZM153 102V103H154ZM157 102V101H156ZM166 102V101H165ZM164 102V103H165ZM221 102V103H220ZM239 102V101H238ZM251 102V101H250ZM74 103H78V101H75ZM95 103H93V104H95ZM98 103H102L101 102V100H100V102H98ZM105 103V104H106ZM120 103H118V104H120ZM126 103V102H125ZM127 103H128V100H127ZM132 103V102H131ZM139 103V102H138ZM141 103V102H140ZM147 103H149V102H147ZM163 103V104H164ZM169 103V102H168ZM167 103V104H168ZM171 103V102H170ZM246 103V102H245ZM47 105L49 104V102L48 103H46ZM45 104V105H46ZM72 104V103H71ZM79 104V103H78ZM90 104H92V103H90ZM124 104V103H123ZM136 104V103H135ZM145 104V103H144ZM149 104H151V101H150V103ZM158 104V103H157ZM232 104H233V102H232ZM238 104V103H237ZM240 104H241V102H240ZM44 105V106H45ZM58 105V104H57ZM75 105V104H74ZM102 106H104L103 104H101ZM146 105V104H145ZM154 105V104H153ZM152 105V106H153ZM156 105V104H155ZM160 105V104H159ZM158 105V106H159ZM165 105V104H164ZM170 105V104H169ZM231 105V104H230ZM234 105V104H233ZM236 105V104H235ZM35 106H37V105H35ZM50 106V105H49ZM48 106V107H49ZM58 106H60V103H59V105ZM73 106V105H72ZM93 106V105H92ZM94 106H96V105H94ZM98 106H99V104H98ZM98 106H96V107H98ZM101 106V107H102ZM119 106V105H118ZM141 106L142 105H140V107L139 108H141ZM147 106V105H146ZM157 106V108H162L161 106H163V105H161L160 107H158ZM53 107H55L54 106V104H53ZM90 107H91V105H90ZM101 107H98V109L101 111ZM106 107H107V104H106ZM110 107H113V106H110ZM117 107V106H116ZM138 107V106H137ZM143 107H144V105H143ZM154 107V106H153ZM231 107V106H230ZM43 108H45V107H43ZM47 108V107H46ZM50 108V107H49ZM49 108H48V110H49ZM104 108V107H103ZM107 108H109V107H107ZM106 108V109H107ZM148 108H149V105H148ZM147 108V109H148ZM155 108V107H154ZM153 108V109H154ZM166 108V109H167ZM221 108V107H220ZM225 108V107H224ZM234 108V107H233ZM232 108V109H233ZM240 108V107H239ZM90 109V108H89ZM111 109V108H110ZM115 109V108H114ZM145 109V108H144ZM143 109V110H144ZM146 109V111L148 112V110L150 109H148L147 110ZM165 109V110H166ZM47 110V109H46ZM95 110L96 109H93L92 107H91V109H90V111L89 112H91V113H93L94 115L96 114V112H95ZM156 110H158V109H156ZM155 110V111H156ZM163 110V109H162ZM224 110V109H223ZM231 110V109H230ZM45 111V110H44ZM43 111V112H44ZM50 111H51V109H50ZM97 111V113H98V110H96ZM102 111H103V109H102ZM101 111V112H102ZM108 110H106V112H107ZM152 110H150L149 111V113L151 112ZM160 111H161V109H160ZM160 111H159V113H160ZM49 112V111H48ZM105 111H103L102 112V114H100V115H98V117H100L101 115H104L105 113H104ZM113 112V111H112ZM112 112H110L109 111V113H112ZM164 112V111H163ZM32 113V112H31ZM104 113V114H103ZM109 113L107 112L106 114H108L109 115ZM115 113V112H114ZM148 113V114H149ZM158 113V112H157ZM162 113V112H161ZM165 113L167 114V112L165 111ZM233 113V112H232ZM106 114H105V116H106ZM152 114H154V113H152ZM163 114V113H162ZM165 114V115H166ZM168 114H169V112H168ZM167 114V115H168ZM170 114H171V112H170ZM242 114V113H241ZM30 115V114H29ZM37 115V114H36ZM47 115V114H46ZM97 115V114H96ZM115 115V114H114ZM157 115V114H156ZM155 114H154V116H156ZM164 114H163V116H165ZM212 115H215V114H212ZM211 115V116H212ZM227 115V114H226ZM33 116V115H32ZM35 116V115H34ZM38 116V115H37ZM89 116L91 117V116H93V115H90L89 114ZM110 117L112 116V114H110L109 115ZM116 116H117V114H116ZM116 116H113V117H115V118H113L112 117V120L113 119H116ZM153 116V115H152ZM153 116V117H154ZM158 116V118H160L159 116H160V114L159 115H157ZM156 116V117H157ZM23 117V116H22ZM43 117V116H42ZM46 117V116H45ZM49 117V116H48ZM85 117H87V116H85ZM149 117V116H148ZM151 117V116H150ZM162 117V116H161ZM238 117V116H237ZM263 117V116H262ZM17 118H19V117H17ZM21 118V117H20ZM27 118V117H26ZM38 118V117H37ZM36 118V119H37ZM41 118V117H40ZM96 118H97V116L95 117V120H94V117H93V119H92V117L91 118H85V119H92V121L93 122H95V124H98V122L96 123V121H101V119L102 120H104L105 118L104 117H100V119L99 118H97V120H96ZM106 118H107V116H106ZM120 118V117H119ZM130 118H132V117H130ZM135 118H137L136 116H135ZM134 118V119H135ZM158 118H156V119H158ZM166 118V117H165ZM169 118V117H168ZM225 118V117H224ZM15 119V118H14ZM82 119H84V118H82ZM81 118L80 119H78V121H77V123L79 124V122L82 120ZM122 119V118H121ZM126 119H129L128 117L126 118ZM125 119V120H126ZM133 119V118H132ZM138 119H140L139 117H138ZM149 119H151V118H149ZM163 119V118H162ZM208 119V118H207ZM206 119V120H207ZM231 119H233V118H231ZM44 120V119H43ZM42 120V121H43ZM74 120V119H73ZM107 122H108V119H105ZM104 120V122H105V124L107 123L106 121ZM109 120H111V119H109ZM112 120H111V122H112ZM123 120V122H124V119H122ZM121 120V121H122ZM145 120H142V121H145ZM159 120V119H158ZM157 120V121H158ZM240 120V119H239ZM14 121V120H13ZM16 121V120H15ZM34 121V120H33ZM39 121H40V119H39ZM41 121V122H42ZM75 121V120H74ZM76 121H75V123H76ZM83 122H81L80 124H84L85 125V123L84 122H86L87 120H82ZM114 121H116V120H114ZM117 121H119L118 120V117H117ZM128 121H130L131 122V120H128ZM134 121V120H133ZM136 121V120H135ZM134 121V122H135ZM160 121V120H159ZM229 122H231L230 121V119L228 120ZM35 122H38V121H36L35 120ZM45 122H47V121H45ZM44 122V123H45ZM88 122V121H87ZM87 122H86V125H88L89 124V122H88V124H87ZM110 122V123H111ZM141 122V121H140ZM194 122H196V121H194ZM197 122H199V121H197ZM200 122H201V120H200ZM225 122H227V120L225 121ZM244 122V121H243ZM32 123H34V122H32ZM40 123V122H39ZM38 123V124H39ZM43 123V122H42ZM74 123V122H73ZM72 123V124H73ZM99 123H101V122H99ZM125 123V122H124ZM123 123V124H124ZM129 123V122H128ZM139 122H137L135 125V127H136V131L138 130V124ZM142 123V122H141ZM232 123H233V121H232ZM244 123H246V122H244ZM35 124H37V123H35ZM41 124V123H40ZM82 124V125H83ZM90 124H91V122H90ZM126 124H127V122H126ZM131 124V123H130ZM143 124V123H142ZM198 124V123H197ZM34 125V124H33ZM99 125V124H98ZM103 125V124H102ZM227 125V124H226ZM225 125V126H226ZM71 126V125H70ZM94 126H96V125H94ZM107 126H108V124H107ZM127 126V125H126ZM234 126V125H233ZM77 127V126H76ZM90 127V126H89ZM101 127V126H100ZM106 127V126H105ZM199 127V126H198ZM220 127V126H219ZM227 127V126H226ZM22 128V127H21ZM42 128V127H41ZM65 127H63V129H64ZM73 128V127H72ZM84 128H85V126H84ZM109 128V127H108ZM131 128V127H130ZM223 128V127H222ZM18 129V128H17ZM36 129H38V128H36ZM49 129V128H48ZM62 129V132H64V130ZM100 129H102V127L100 128ZM106 129V128H105ZM141 129V130H142ZM231 129V128H230ZM14 130V129H13ZM46 130V129H45ZM52 130V129H51ZM97 129H95V131H96ZM108 131H109V129H107ZM106 130V131H107ZM133 130V129H132ZM132 130H131V133H132ZM202 130V129H201ZM229 130V129H228ZM15 131H16V129H15ZM14 131V132H15ZM43 131V130H42ZM65 131H66V129H65ZM100 131H102V130H100ZM100 131H98L100 134H101V132ZM174 131V132H173ZM178 131V132H179ZM224 131V130H223ZM18 132V131H17ZM45 132V131H44ZM93 132V131H92ZM97 132V131H96ZM135 132V131H134ZM138 132H136V134H138ZM177 132V133H178ZM204 132V131H203ZM214 132H216L215 130H214ZM220 132V131H219ZM75 133V132H74ZM81 133H83V132H81ZM86 133V132H85ZM84 133V134H85ZM99 133H97V134H99ZM109 133V132H108ZM148 133V132H147ZM166 133V134H165ZM199 133V132H198ZM88 134V133H87ZM104 134V133H103ZM111 134V133H110ZM135 134V133H134ZM165 134V135H164ZM203 134V133H202ZM209 134V133H208ZM213 133H211V135H212ZM66 135V134H65ZM80 135V134H79ZM89 135V134H88ZM92 135H93V133H92ZM108 135V134H107ZM163 135V136H162ZM177 135V134H176ZM197 135V134H196ZM236 135V134H235ZM82 136V135H81ZM96 136L97 135H94V137L96 138ZM117 136V135H116ZM134 136V135H133ZM142 136V135H141ZM162 136V137H161ZM190 136H191V133H190ZM217 136V135H216ZM216 136H215V138L214 139H216ZM72 137H75V136H72ZM89 137H91V136H89ZM93 137V136H92ZM98 138L100 137V135H98L97 136ZM110 137V136H109ZM112 137V136H111ZM122 137V136H121ZM128 137V136H127ZM126 137V138H127ZM137 137H139V135L137 136ZM171 137V136H170ZM169 137V138H170ZM173 137V136H172ZM200 137V136H199ZM204 137V136H203ZM227 137H229V135L227 136ZM84 138V137H83ZM85 138H86V136H85ZM87 138H88V136H87ZM86 138V139H87ZM101 138H104L103 137V135L101 134V137H100V139ZM114 138V137H113ZM118 138V137H117ZM136 138V136L133 138V141H134V139ZM142 138L145 140V138L142 136ZM201 138V137H200ZM211 139H212V136L210 137ZM226 138V137H225ZM232 138V137H231ZM230 138V139H231ZM67 139H68V137H67ZM74 139V138H73ZM91 138H88L87 140L89 141ZM97 139V138H96ZM99 139V140H100ZM104 139H106V138H104ZM104 139H101V140H103V142L105 141ZM115 139V138H114ZM165 139H167V140H165ZM189 139V138H188ZM204 139V138H203ZM207 139V138H206ZM218 139V138H217ZM60 140V139H59ZM100 140V141H101ZM117 140V139H116ZM128 140V139H127ZM144 140H142V142H144ZM221 140V139H220ZM251 140V139H250ZM26 141V140H25ZM66 141V140H65ZM64 141V142H65ZM72 141V140H71ZM81 141H82V139H81ZM92 141H94V140H92ZM91 140L89 141V142H92ZM99 141V142H100ZM137 141L139 142V140L137 139ZM137 141H136V143H137ZM169 141V140H168ZM171 141V140H170ZM196 141H198V140H196ZM206 141V140H205ZM47 142V141H46ZM62 142H63V140H62ZM80 142V141H79ZM102 142V141H101ZM102 142V143H103ZM109 142V141H108ZM140 142H141V140H140ZM181 142V141H180ZM191 142V141H190ZM60 143V145L62 146V143L61 142H59ZM66 143L68 144V142L66 141ZM84 143V147H85V145L86 146H90L92 143H97V141L95 140V142H92V143H86V140H85V142H83ZM86 143V144H85ZM101 143V144H102ZM126 143V142H125ZM132 142H130V144H131ZM134 143H135V141H134ZM135 143V144H136ZM163 143V144H164ZM169 143V142H168ZM167 143V144H168ZM195 143V142H194ZM66 144V145H67ZM70 144V143H69ZM99 144V143H98ZM133 144V143H132ZM140 144V143H139ZM176 144H177V142H176ZM222 144V143H221ZM59 145V144H58ZM56 146V144H54V146H56V148L59 150L60 148L59 147H61V146ZM77 145V144H76ZM79 145V144H78ZM83 145V144H82ZM82 145H79V146H82ZM93 145H95V144H93ZM97 145V144H96ZM104 145H106V144H104ZM108 145V144H107ZM110 145V144H109ZM129 145V144H128ZM134 145V144H133ZM164 145H166V144H164ZM184 145V144H183ZM211 145H212V143H211ZM53 146V147H54ZM64 146V148H65V144L63 145ZM72 146V145H71ZM79 146H74V148L75 147H79ZM92 146V145H91ZM117 146V145H116ZM130 146V145H129ZM132 146V145H131ZM130 146V147H131ZM176 146V145H175ZM180 146V145H179ZM33 147V146H32ZM68 149H70L71 147L68 145ZM83 147V146H82ZM82 147H81V150L83 151L85 148H87V147H83V149H82ZM134 147H136V148H138L137 147V144H136V146H134ZM134 147H131L130 149H132V148H134ZM212 147H213V145H212ZM215 147V146H214ZM55 148V149H56ZM80 148V147H79ZM194 148V147H193ZM195 148H196V146H195ZM18 149V148H17ZM62 149V148H61ZM119 149V148H118ZM128 149V148H127ZM129 149V150H130ZM66 150H67V148H66ZM66 150H65V152H66ZM80 150V151H81ZM89 150V149H88ZM91 150V149H90ZM116 150V149H115ZM193 150V149H192ZM195 150V149H194ZM60 151H62V150H60ZM59 151V152H60ZM75 151V150H74ZM79 151V150H78ZM77 151V152H78ZM80 151H79V154H80ZM117 151V150H116ZM123 151V150H122ZM121 151V152H122ZM124 151H126V150H124ZM135 151H137V150H135ZM134 150H133V152H135ZM167 151V150H166ZM170 151H172V150H170ZM21 152V151H20ZM71 152H73V150L71 151ZM70 152V153H71ZM130 152H132V150L130 151ZM130 152H128L129 154H130ZM132 152V154L131 155H129V156H127L126 158H127V161L129 160V158H131V156H134L133 154H135V153H133ZM138 152H139V150H138ZM57 153H58V151H57ZM64 152H60V155L61 154H63ZM87 153V152H86ZM93 153H95V152H93ZM137 153V152H136ZM146 153V154H145ZM194 153V152H193ZM29 154V153H28ZM54 154V153H53ZM76 154V153H75ZM85 154V153H84ZM96 154H98V153H96ZM117 154V153H116ZM124 154V153H123ZM138 154V153H137ZM137 154H136V156H137ZM153 154V153H152ZM26 155V154H25ZM49 155V154H48ZM52 155V154H51ZM58 155V154H57ZM60 155H58L59 157H60ZM102 155V154H101ZM118 155V154H117ZM164 155V154H163ZM192 155V154H191ZM50 156V155H49ZM81 156H82V154H81ZM96 156V155H95ZM100 156V155H99ZM104 156V155H103ZM126 156V155H125ZM124 155H123V157H125ZM149 156V157H148ZM160 156H162V155H160ZM25 157V156H24ZM30 157V156H29ZM51 157V156H50ZM57 157V156H56ZM55 157V158H56ZM62 157H65V156H61V158H59V159H62ZM94 157V156H93ZM122 157V158H123ZM129 157V158H128ZM135 157V156H134ZM138 157V156H137ZM137 157H136V159H137ZM43 158H45V157H43ZM49 158V157H48ZM54 158V159H55ZM58 158V157H57ZM70 159H71V156L69 157ZM79 158H80V156H79ZM115 158V157H114ZM162 158H164V157H162ZM46 159V158H45ZM45 159H42V160H45ZM53 159V157H52V160H54ZM59 159H58V161H59ZM64 159V161H65V158H63ZM63 159H62V162H63ZM74 158H72V160L71 161H74L73 160ZM83 159V158H82ZM81 159V160H82ZM94 159H96V158H94ZM101 159V158H100ZM134 158L132 157V159H131V161L133 160ZM135 159V160H136ZM26 160V159H25ZM47 160V159H46ZM99 160V159H98ZM111 160V159H110ZM135 160H133V161H135ZM38 161H39V159H38ZM57 161V159H55V162H58ZM70 161V162H71ZM108 161V160H107ZM116 161V160H115ZM127 161H125L126 163H127V165H129L128 164V162ZM151 161V160H150ZM162 161V160H161ZM32 162V161H31ZM41 162V161H40ZM53 162V164H54V161H52ZM51 162V163H52ZM70 162H68L69 164H70ZM93 162V161H92ZM99 162V161H98ZM105 162H106V160H105ZM117 162V161H116ZM121 162V161H120ZM261 162H263V161H261ZM260 162V163H261ZM33 163V162H32ZM31 163V165H33L34 166V168H35V163H33L32 164ZM39 163V162H38ZM42 163V162H41ZM51 163H48V164H50L49 166H51V168H52V165H51ZM81 163V162H80ZM79 163V164H80ZM87 163H89V162H87ZM87 163L85 164V162H84V166H86L87 165ZM103 163V162H102ZM106 163H108V162H106ZM109 163H112V162H109ZM108 163V164H109ZM119 162H117V164H118ZM123 165H121V166H124V164H126V163H123V162H121ZM135 163V162H134ZM134 163H132V164H134ZM156 163V162H155ZM158 163V162H157ZM159 163H160V161H159ZM212 163V162H211ZM44 163H42L41 165H43ZM56 164V163H55ZM54 164V166H53V168L56 166L57 167V165H55ZM107 164V165H108ZM116 164V165H117ZM142 164V163H141ZM215 164V163H214ZM41 165L39 164V166H40V168L38 167V165L36 164V169L38 168V170L39 169H41ZM47 164H44V166H46ZM65 165V164H64ZM94 165H95V163H94ZM106 165V164H105ZM105 165H101L102 167L103 166H105ZM111 165V164H110ZM109 165V166H110ZM112 165H114V164H112ZM135 165V166H136ZM144 165L145 164H143L142 166L144 167ZM212 165V164H211ZM220 165H221V163H220ZM260 165V164H259ZM32 166V167H33ZM43 166V167H44ZM60 166H62V165H60ZM76 166H78V164L76 165ZM75 165L71 168V169H73L74 167H76ZM82 166V165H81ZM83 166V167H84ZM96 166V165H95ZM118 166V165H117ZM134 166V167H135ZM140 166V165H139ZM142 166H140L141 168H142ZM155 166V165H154ZM157 166V165H156ZM209 166V165H208ZM262 166V165H261ZM43 167H42V169L41 170H43ZM55 167V168H56ZM68 167V166H67ZM67 167H65V168H67ZM87 167V166H86ZM89 167H91V165L89 166ZM98 166H96V167H94L95 169L97 168ZM102 167L100 168V165H99V169H102ZM115 166H113V168L111 169L112 171L116 168H114ZM137 167V166H136ZM146 167V166H145ZM144 167V168H145ZM158 167V166H157ZM154 167L155 168V170H154V173H155V175H156V170L158 171H160L161 169H159L160 167ZM245 167V166H244ZM30 168V167H29ZM29 168L27 169V170H29ZM45 168H47V166L46 167H44V170H46ZM49 168V167H48ZM53 168L52 169H50L51 171L53 170ZM61 168V167H60ZM59 168V169H60ZM62 168H64V167H62ZM61 168V169H62ZM97 168V169H98ZM108 168H110V167H108ZM108 168L106 169V171L108 172ZM123 169H124V167H122ZM122 168L120 169L121 170V172H122ZM143 168V169H144ZM148 168V171H150V173H151V171H152V173L150 174L151 176L154 174L153 173V167L152 166H150V167H147ZM161 168H162V166H161ZM167 168V167H166ZM166 168H164L163 170H165ZM174 168H175V166H174ZM178 168V167H177ZM212 168V167H211ZM235 168V167H234ZM233 168V169H234ZM251 166L247 169V170H251ZM262 168V167H261ZM17 169H19V168H17ZM57 169V168H56ZM56 169H54L55 171H56ZM60 169V170H61ZM69 170H70V168H68ZM67 169V170H68ZM86 169V168H85ZM87 169H93V167H91V168H88L87 167ZM86 169V170H87ZM94 169V170H95ZM103 169H105V168H103ZM117 169V168H116ZM133 169V168H132ZM132 169H131V171H132ZM135 169V168H134ZM138 169V168H137ZM137 169H135V170H137ZM140 169V168H139ZM172 169L173 168H171V170H170V168H169V171L171 172L172 171ZM204 169V168H203ZM209 169V168H208ZM214 169V168H213ZM217 169L218 170H220L218 167H217ZM238 169V168H237ZM255 169V167L254 168H252V170H254ZM15 170V169H14ZM20 170V169H19ZM26 170V171H27ZM48 170V169H47ZM46 170V171H47ZM49 170V171H50ZM64 170V169H63ZM63 170H61V172L60 173H62V171ZM68 170V171H69ZM78 170V169H77ZM80 170V169H79ZM126 170V169H125ZM130 170V169H129ZM162 170V172L161 173H167V172H169V171H167V170H165V171H167V172H164ZM178 170V169H177ZM205 170H206V168H205ZM205 170L203 171L202 169L200 170V171H203V172H205ZM255 170H257L258 171V169H255ZM262 170H263V168H262ZM30 171V170H29ZM32 171V170H31ZM33 171H34V169H33ZM49 171H47V172H49ZM50 171V172H51ZM65 172H66V170H64ZM68 171L66 172L68 175L66 176L65 175V177H67L68 178V176L70 175L69 173H68ZM81 171V173H82V170H80ZM79 171V172H80ZM88 171V170H87ZM87 171H84V172H86V173H88ZM90 171H92V170H90ZM89 171V172H90ZM99 171V170H98ZM104 171V170H103ZM105 171V172H106ZM140 171V170H139ZM145 171V170H144ZM173 171H174V169H173ZM172 171V172H173ZM185 171V170H184ZM217 171V170H216ZM221 171H222V169H221ZM229 171H230V169H229ZM232 171V170H231ZM37 172H40V170L39 171H37ZM41 172H44V171H41ZM58 173H59V171H57ZM71 172H73L72 170H71ZM70 172V173H71ZM74 172H75V170H74ZM104 173V172H102L101 170L99 171V173ZM111 172V171H110ZM110 172H108V173H110ZM117 172V171H116ZM120 172V173H121ZM126 173H129V172H127V171H125ZM138 172V171H137ZM141 172H142V170H141ZM183 172V171H182ZM207 172V171H206ZM17 173V172H16ZM21 173V172H20ZM25 173V172H24ZM30 173H33V172H30ZM54 172H52V174H53ZM56 173V172H55ZM58 173L57 174H53V175H55V176H57L58 175ZM77 173H78V171H77ZM94 173V172H93ZM100 173V175H102ZM107 173V174H108ZM113 173H114V171H113ZM119 173V172H118ZM118 173H116V174H118ZM119 173V174H120ZM122 173H124V172H122ZM133 173H134V171H133ZM149 173V172H148ZM187 173V172H186ZM28 175H29V173H27ZM34 174V173H33ZM35 174H36V171H35ZM32 175L31 174V177L32 176H36V178H37V174L36 175ZM39 175H40V173H38ZM71 174H74V173H71ZM89 174V173H88ZM92 173H90L89 175H87V177H88V179H89V176L91 175ZM95 174V173H94ZM93 174V175H94ZM105 174V173H104ZM112 174V173H111ZM111 174L109 175L108 174V178H111L110 176H111ZM140 174V173H139ZM146 175L145 176H147V172L145 173ZM184 174V173H183ZM19 175H21V174H19ZM19 175H17L16 177H18ZM44 175V174H43ZM62 175H64V173L63 174H61L60 176H62ZM79 176H77V178L78 179H86V181L88 180L87 178H86V175H85V173L83 174V177H82V175L79 173L78 174ZM80 175H81V178H80ZM84 175H85V177H84ZM96 175H97V173H96ZM106 175V174H105ZM105 175H104V179L106 178L105 177ZM121 175V174H120ZM123 175V174H122ZM122 175H121V177H122ZM127 175V174H126ZM130 175V174H129ZM128 175V176H129ZM149 175V176H150ZM190 175V174H189ZM204 175V174H203ZM214 175V174H213ZM46 176V175H45ZM51 176V175H50ZM72 176V175H71ZM74 176H75V174L73 175V178H74ZM76 176H75V179H76ZM118 176L119 175H117L116 177L118 178ZM150 176V177H151ZM186 176V175H185ZM197 176V175H196ZM20 177V176H19ZM22 177V176H21ZM27 177V176H26ZM44 177V176H43ZM42 177V178H43ZM54 177V176H53ZM64 177V178H65ZM93 177V176H92ZM98 177H99V179H100V176H99V174H98ZM112 177H114V174H113V176ZM121 177H119V179L121 178ZM124 177H126V176H124ZM131 177V176H130ZM129 177V178H130ZM141 177H142V173H141ZM140 177V178H141ZM149 177V178H150ZM153 177V176H152ZM194 177V176H193ZM262 177H264V176H262ZM28 178H29V176H28ZM39 178V177H38ZM41 178V179H42ZM115 179L116 180V182H117V180H119V179ZM128 178V177H127ZM154 178H156V177H154ZM180 178V177H179ZM202 178V177H201ZM19 179V178H18ZM25 179V178H24ZM30 179V178H29ZM28 179V180H29ZM34 179V178H33ZM40 179V180H41ZM55 179H57V178H55ZM60 179H63V178H60ZM71 179V178H70ZM101 179H102V177H101ZM100 179V180H101ZM113 180H114V178H112ZM124 179V178H123ZM123 179H121V181L123 180ZM138 179H139V177H138ZM136 180L137 181V183H139V180ZM145 178H144V176H143V179H141V181L142 182H145L146 180H144ZM146 179H148L147 177H146ZM183 179V178H182ZM2 180H4L3 178H2ZM82 180H80V181H82ZM90 180V179H89ZM96 180V179H95ZM99 180V181H100ZM171 180V179H170ZM173 180V179H172ZM201 180V179H200ZM247 180V179H246ZM249 180V179H248ZM16 181V180H15ZM20 181V180H19ZM59 181V180H58ZM72 181H74V179L72 180ZM79 180H77L76 182H78ZM85 181V180H84ZM120 181V182H121ZM123 181H125V179L123 180ZM128 181V180H127ZM135 181V182H136ZM147 181H149L148 183H143V184H145V186H147L146 184H150V180L148 179ZM206 181V180H205ZM209 181V180H208ZM1 182V181H0ZM6 182V181H5ZM42 182H43V180H42ZM45 182L47 183V181L45 180ZM44 182V183H45ZM49 182V181H48ZM56 182V181H55ZM70 182V181H69ZM83 182V181H82ZM106 182H108L107 180H105V181H103L101 184H99L98 183V179H97V183L96 184H98L99 186L97 187H94V188H92V190H89L88 189V187L86 188V190H89V192L90 191H92L93 193L95 192V194H94V200L95 201H97L98 200V202H96L95 204H97L98 205V203L99 204H102V207H103V205H105V204H108V203H106V202H108L107 200H108V198L110 197V195L109 196H107L106 197V195H105V193H106V191L108 192V189L107 188H109L108 186H110V185H105V183ZM119 182V181H118ZM133 182V181H132ZM131 182V183H132ZM134 182V183H135ZM142 182H140V183H142ZM186 182V181H185ZM207 182V181H206ZM32 183V182H31ZM39 183V182H38ZM79 183H81V182H79ZM94 183V182H93ZM111 183V182H110ZM130 183V184H131ZM133 183V184H134ZM137 183H135V185H137ZM139 183V184H140ZM215 183V182H214ZM1 185L3 184L2 182L0 183ZM7 183H5V186H7L6 185ZM33 184V183H32ZM49 184H50V182H49ZM95 184V185H96ZM113 183H111V185H112ZM115 184H117V183H115L114 182V185ZM123 184H125L124 186L125 187H128L126 184H128L129 186H132V184L130 185L128 182H126V183H124L123 182ZM192 184V183H191ZM0 185V186H1ZM4 185V184H3ZM1 186V187H3L2 189L4 190V187L5 186ZM9 185H10V183H9ZM73 185V184H72ZM76 185V184H75ZM74 185V186H75ZM86 185V184H85ZM88 185V184H87ZM120 185H122V182L121 183H119L118 185H116L117 187H119ZM152 185V184H151ZM217 185V184H216ZM48 185H46L45 187H47ZM51 186V185H50ZM56 186V185H55ZM60 186V185H59ZM71 186V185H70ZM115 186V187H116ZM123 186V185H122ZM121 186V187H122ZM123 186V187H124ZM141 186V185H140ZM139 186V187H140ZM142 186H144V185H142ZM144 186V188H146ZM199 186V185H198ZM206 186H207V184H206ZM1 187H0V189H1ZM19 187V186H18ZM23 188H25L24 186H22ZM27 187H28V185H27ZM33 187V186H32ZM39 187V186H38ZM45 187H43V188H45ZM76 187V186H75ZM110 187H114V186H110ZM114 187V188H115ZM116 187V188H117ZM8 188V191H10L9 190V188H11V187H7ZM80 188V187H79ZM84 189H85V187H83ZM82 188V189H83ZM112 188L110 189L111 190V192H113L112 191ZM113 188V189H114ZM202 188V187H201ZM22 189V188H21ZM30 189V188H29ZM28 189V190H29ZM49 189H51V188H49ZM57 189H59V188H57ZM90 189H91V187H90ZM192 189V188H191ZM1 191L0 190V195H2L3 196V194L7 191V189H6V191L4 192V191ZM18 190H19V188H18ZM26 190V189H25ZM115 190V189H114ZM120 190V188L117 190L116 189V191H119ZM124 190H127V188H124ZM12 191V190H11ZM10 191V192H11ZM27 191V190H26ZM25 191V192H26ZM30 191H32V189L30 190ZM37 191V190H36ZM55 191V190H54ZM58 191V190H57ZM66 191V190H65ZM65 191H63V192H65ZM83 191V190H82ZM202 191V190H201ZM1 192H2V194H1ZM9 192V193H10ZM32 192H35V190H33ZM42 192V191H41ZM70 192H71V190H70ZM87 192V191H86ZM88 192V193H89ZM115 192V191H114ZM136 192V191H135ZM194 192V191H193ZM251 192V191H250ZM20 191L17 193L16 192V194H15V192H14V194L12 195V197H9L10 195H11V193L8 195V194H6V196L8 197V199H5L4 198V196L2 197V196H0V198L3 200L2 202H0L1 204L2 203H4V202H6L5 200H7L8 202H6L8 205H11V207L13 208V210L15 211L16 210V213L17 212H20V214L21 213H25L26 214V221H30V220H36V222H35V224L37 225V222H40V223H38L39 224V229L40 228H42L43 229V231H44V227H40V225H41V222H43L45 219V216H43V214H41V213H43V212H41V213H39L40 212V209L39 208H42V205L38 208V206L41 204L39 201L41 200L42 201V204L44 203V204H46L48 201H50V200H46V199H48V198H46L45 200H44V202H43V199H44V196H43V198H41V196L42 195H40V193H39V197H40V199L36 196L38 193L37 192H35V194L33 195V193H32V195H31V192L30 193H28V192H26V193H28L27 195H31V197L33 196V198H34V196H36L35 197V201H36V199H38V202H39V204H37L36 202V204L38 205L37 207H36V205H35V203L33 204V206L31 205V203H33V202H31V203H29L30 201H32L31 200V197H30V195H29V197L27 196V195H25L26 193H23V191L20 193ZM62 193V192H61ZM80 193V192H79ZM82 193V192H81ZM138 193V192H137ZM195 193V192H194ZM21 194H24L23 196L21 195ZM64 194V193H63ZM72 194H73V192H72ZM92 194V193H91ZM114 194V193H113ZM197 194V193H196ZM55 195V194H54ZM90 195V194H89ZM122 195H127V194H122ZM121 195V196H122ZM151 195V194H150ZM156 195V194H155ZM24 196H26V197H28L29 199H26ZM61 196V195H60ZM83 196V195H82ZM131 196V195H130ZM157 196V195H156ZM202 196V195H201ZM200 196V197H201ZM63 197V196H62ZM119 197V196H118ZM122 197H124V196H122ZM170 197V196H169ZM203 197V196H202ZM201 197V198H202ZM12 198V199H11ZM50 198V197H49ZM87 198V197H86ZM116 198V197H115ZM152 198V197H151ZM160 198V197H159ZM5 199V200H4ZM110 199H112L111 197H110ZM109 199V200H110ZM120 199V198H119ZM123 199V198H122ZM157 199V198H156ZM66 200V199H65ZM64 200V201H65ZM76 200V199H75ZM129 200V199H128ZM185 200V199H184ZM192 200V199H191ZM61 201V200H60ZM59 200H58V202H60ZM90 202H91V200H89ZM112 201V200H111ZM122 201V200H121ZM53 202L56 204L57 203V207L60 205L58 202H56L55 201V199L53 200ZM62 202V201H61ZM114 202V201H113ZM112 202V203H113ZM189 202V201H188ZM50 202H48V205H50V204H53L54 205V203H52V201H51V203L49 204ZM88 203V202H87ZM93 203V202H92ZM118 203V202H117ZM150 203V202H149ZM59 204V205H58ZM62 204V203H61ZM86 204V203H85ZM121 204V203H120ZM135 204V203H134ZM3 205V204H2ZM2 205L0 206V207H2ZM6 205V204H5ZM35 205V206H34ZM47 205V206H48ZM66 205V204H65ZM64 204H62V206H65ZM68 205V204H67ZM66 205V206H67ZM88 205V204H87ZM89 205H90V203H89ZM112 205H114V203L112 204ZM143 205V204H142ZM190 205V204H189ZM18 206H20V207H18ZM50 206H52V205H50ZM54 206H56V205H54ZM60 207V208H63V207ZM64 207V209L66 208H68V207H70V205L68 206V207ZM109 206V205H108ZM157 206V205H156ZM3 207H5V206H3ZM6 207H7V205H6ZM33 208L34 207V209L35 208H37V210L39 209V212H37L36 211V209L34 210H32V209H30V208ZM49 207V206H48ZM53 207V206H52ZM51 207V208H52ZM85 207H86V205L84 206V209H85ZM120 207V206H119ZM202 207V206H201ZM9 208V207H8ZM43 208H44V210H45V207H44V205H43ZM42 208V209H43ZM47 208V207H46ZM50 208V207H49ZM104 208V207H103ZM113 208H114V206H113ZM137 208V207H136ZM140 208V207H139ZM1 209V208H0ZM17 209H19L18 211H17ZM54 209H56V208H54ZM58 209V208H57ZM117 209V208H116ZM116 209H115V211H116ZM165 209V208H164ZM2 210H3V208H2ZM2 210H1V212H2ZM5 211H8V209L6 210V209H4ZM9 210L10 211H13L11 208H9ZM44 210H42V211H44ZM48 210V209H47ZM47 210H45V211H47ZM53 210V209H52ZM61 210V209H60ZM130 210V209H129ZM44 211V212H45ZM49 212L51 211V209L50 210H48ZM48 211L46 212V213H48ZM63 211V210H62ZM82 212H83V210H81ZM118 211H119V209H118ZM122 211V210H121ZM124 211V210H123ZM55 212H56V210H55ZM78 212V211H77ZM4 214L3 215H5V212H3ZM7 213H9V214H11L10 212H7ZM13 213V212H12ZM52 213H54V211L52 212ZM51 212H50V214H52ZM59 213H61V212H59ZM58 213V214H59ZM63 213H65V212H62V214ZM113 213V212H112ZM116 213V212H115ZM118 213V212H117ZM15 213H13V215H14ZM19 213H18V215H20ZM49 214V215H50ZM78 214H80L79 212H78ZM1 215V214H0ZM12 215V214H11ZM22 215V214H21ZM24 215V214H23ZM44 215H47V214H44ZM49 215H47V216H49ZM54 215H56L57 216V212H56V214H53V216ZM161 215H163V213L161 214ZM203 215V214H202ZM6 216H7V214H6ZM10 216V215H9ZM15 216V215H14ZM14 216H11V217H13L12 219H15L14 218ZM52 216V215H51ZM61 216V215H60ZM60 216H58L59 218H61ZM22 217H25V215L24 216H22ZM42 217H44V218H42ZM77 217V216H76ZM103 217V216H102ZM5 218V217H4ZM6 218H8V217H6ZM20 218V217H19ZM55 218V217H54ZM58 218V219H59ZM104 218V217H103ZM111 218V217H110ZM163 218V217H162ZM23 219H25V218H23ZM63 219V218H62ZM1 220H2V216H1ZM7 220V219H6ZM19 220H21V219H18L17 218V222L19 221ZM56 220V219H55ZM121 220V219H120ZM3 221V220H2ZM5 221V220H4ZM3 221V222H4ZM12 221V223H13V220H11ZM22 221V220H21ZM25 220H23V222H24ZM57 221H60V219L59 220H57ZM190 221V220H189ZM219 221V220H218ZM10 222V221H9ZM9 222L7 223L8 225H9ZM61 222V221H60ZM59 222V223H60ZM63 222V221H62ZM61 222V223H62ZM5 223V222H4ZM20 223H22V222H20ZM51 223V222H50ZM53 223V222H52ZM51 223V224H52ZM119 223V222H118ZM176 223V222H175ZM219 223H220V221H219ZM18 224H19V222H18ZM26 223H24V224H22V226L23 225H25ZM33 224V226H34V222L33 223H31L30 225H32ZM42 224H44V223H42ZM55 224L56 223H54V226H55ZM63 224H64V222H63ZM63 224H61V226L63 225ZM174 224V223H173ZM14 225H16L17 226V224L15 223ZM12 226L11 225V223H10V226H12L11 227V229L13 228V227H15L16 228V226ZM19 225H21V224H19ZM28 225H29V223H28ZM29 225V227H31ZM34 226V228L36 227V230H38V228H37V226ZM45 225V224H44ZM43 225V226H44ZM47 226H48V224H46ZM45 225V226H46ZM50 225V224H49ZM53 225V224H52ZM65 225H66V223H65ZM162 225V224H161ZM182 225H184V224H182ZM194 225V224H193ZM215 225V224H214ZM6 226V225H5ZM32 226V227H33ZM42 226V225H41ZM47 226H46V228H47ZM51 226V225H50ZM54 226H51V227H53L54 228ZM61 226L60 225H58V227L56 226L55 227V229L57 228V231H58V229H61ZM64 226V225H63ZM170 226V225H169ZM169 226H167V227H169ZM29 227H27V228H29ZM49 227V226H48ZM153 227V226H152ZM218 227V226H217ZM19 229H17V230H19V232H21V227H18ZM23 228H24V226H23ZM25 228H26V226H25ZM34 228H29V229H34ZM46 228H45V231H46ZM158 228V227H157ZM29 229H25V230H28L29 231ZM48 229H50V228H48ZM62 229H63V227H62ZM61 229V230H62ZM66 229V228H65ZM69 229H70V227H69ZM170 229V228H169ZM2 230V232H3V228L1 229ZM9 230H10V228H9ZM8 230V232L10 233V231ZM35 230V229H34ZM51 230H53L52 228H51ZM60 230V232L62 233V231ZM67 230V229H66ZM71 230H72V228H71ZM4 231H5V229H4ZM7 231V230H6ZM13 231V230H12ZM16 231V230H15ZM23 231V230H22ZM27 231V232H28ZM33 231V230H32ZM31 230H30V232L31 233H33ZM44 231V232H45ZM56 231V230H55ZM53 232V233H50L49 234V240H48V242H51L54 238H55V236L57 235H60L58 232ZM2 232H0V233H2ZM23 232H26V231H23ZM23 232H21V233H23ZM30 232H28L29 234H30ZM35 232V231H34ZM37 232H39V231H37ZM40 232H41V229H40ZM51 232V231H50ZM66 231H64V233H65ZM83 232V231H82ZM3 233H7V232H3ZM9 233H7V234H9ZM27 233V234H28ZM48 233H49V230H48ZM64 233H62L61 235H60V238H61V236L64 234ZM70 233V232H69ZM84 233V232H83ZM92 233V232H91ZM6 234V235H7ZM24 234V233H23ZM21 235V236H24V235ZM34 234V233H33ZM39 234V236H40V233H37V235ZM41 234H44L43 232L41 233ZM85 234V233H84ZM83 234V235H84ZM4 235V234H3ZM32 235V234H31ZM31 235H29L28 237L30 238L31 237ZM36 234H35V236H37ZM44 235H47V232L44 234ZM79 235V234H78ZM83 235L81 234V236L79 235V238H84L83 237ZM87 235V234H86ZM1 237H2V234L0 235ZM16 236V235H15ZM94 236H96V235H94ZM1 237H0V239H1ZM19 237V236H18ZM25 237V236H24ZM45 237V236H44ZM44 237H43V239H44ZM203 237V236H202ZM4 238H6V236L4 237ZM22 238V240H25V238L27 239V237H25L24 239H23V237H21ZM38 238V237H37ZM63 238H65L64 236H63ZM68 238V237H67ZM77 238V237H76ZM76 238H75V240H72L73 242L74 241H76L77 242V240H76ZM110 238H112V237H110ZM3 239V238H2ZM18 239V238H17ZM40 239H41V237H40ZM43 239H42V241H43ZM66 239V238H65ZM86 239V238H85ZM30 240V239H29ZM37 240V239H36ZM62 240V239H61ZM61 240H59V239H57V240H55L56 241V246H58L57 245V241H61ZM82 240V239H81ZM2 241H4L5 242V239H3ZM38 241V240H37ZM37 241H35L36 242V244H38L39 245V243H40V241H39V243H37ZM46 241H47V239H46ZM45 241V242H46ZM54 241V240H53ZM64 241V240H63ZM70 241V240H69ZM72 241H70V242H72ZM93 241V240H92ZM23 242V241H22ZM21 242V243H22ZM27 242V240L26 241H24L23 242V244L22 245H24V243H26ZM32 242V241H31ZM44 242V243H45ZM76 242H74L73 244H74V246H75V244H78V243H76ZM79 242V241H78ZM81 242H84V241H81ZM80 242V243H81ZM87 242H88V240H87ZM112 242V241H111ZM0 243H2V242H0ZM47 243V242H46ZM45 243V244H46ZM53 243V242H52ZM64 243V242H63ZM69 243V242H68ZM89 243V242H88ZM96 243V242H95ZM100 243V242H99ZM35 244V243H34ZM42 244H43V242H42ZM41 244V245H42ZM54 245H55V243H53ZM83 244V243H82ZM90 244V243H89ZM2 245V244H1ZM8 245V244H7ZM28 245V244H27ZM29 245H31V243H29ZM28 245V246H29ZM48 245H50V244H48ZM61 245L62 244H60V248H61ZM71 246H72V244H70ZM70 245H68L69 247H70ZM78 245H80V244H78ZM95 245V244H94ZM12 246V245H11ZM43 246H44V244H43ZM54 247L53 246V248L51 249V251L50 252H47V254L45 255V256H43V257H40V256H38V257H40V259L38 260V261H35V262H31V263H29V264H71L70 263V260L72 261V263L73 262H75V261H77V260H79V259H75L76 257V251L79 249V247H75L74 248V246H72V249L70 250L69 249V247H67L66 248V246L64 245V247L66 248H64V251L63 252H61L60 250H58V247ZM84 246H86L85 244H84ZM89 246L90 245H87V247L89 248ZM100 246V245H99ZM104 246V248L106 247L105 246V244L103 245ZM117 246V245H116ZM6 247V246H5ZM31 247H33L32 245H31ZM30 247V248H31ZM34 247H35V245H34ZM36 247H40V245L39 246H36ZM87 247L85 248V253H87L90 249H88L87 250ZM95 246H93V248H94ZM21 248H28V247H25V246H23V247H21ZM44 248H45V246H44ZM44 248H42L43 250H45ZM78 248V249H77ZM97 249H99L98 247H96ZM107 248V247H106ZM119 248V247H118ZM137 248V247H136ZM2 249V248H1ZM5 249V248H4ZM18 248H16V250H17ZM24 249H22V250H24ZM32 249V248H31ZM62 249V248H61ZM81 249V248H80ZM80 249L78 250V253H79V251H80ZM97 249L94 251L95 252V255H96V253L98 252V254H100L99 253V251H97ZM3 250V249H2ZM8 250V249H7ZM13 251V250H10V252H11V254L10 255H7V254H4V253H8V252H4V253H2V252H0L1 254H4V255H0V264H25V262L23 261L24 260V257H23V254L21 255V249H18V251L20 252V254L18 253V251ZM30 249H28V251H29ZM26 251V250H25ZM25 251H23L24 253H25ZM81 251H84L83 249L81 250ZM87 251V252H86ZM14 252H16L17 253V255H15V253ZM27 252V251H26ZM91 252V250L88 252V253H90ZM94 252H92L93 254H94ZM12 253H14V254H12ZM82 253H84V252H82ZM87 253V254H88ZM90 254V256H95V255H93V254ZM105 253V252H104ZM107 253H108V251H107ZM9 254V253H8ZM18 254H19V256H18ZM78 255H80V253L78 254ZM104 256V255H103ZM102 256V257H103ZM116 256V255H115ZM20 257H22L23 259L21 260V258ZM26 257L28 258V256H27V253H26ZM80 257H82V256H80ZM86 257V260L85 259H83V262H82V264H90V263H92L91 261H89L88 259H87V256H84V258ZM101 257V255L100 256H98L97 258H102ZM106 257V256H105ZM117 257V256H116ZM37 258V257H36ZM73 260H72V259ZM34 259V258H33ZM105 259V258H104ZM108 258H106V260H107ZM101 260H103V259H101ZM106 260H104V261H106ZM93 261H95V260H93ZM97 261H99V260H97ZM116 262H117V260H115ZM26 262H29V259H28V261L26 260ZM66 262H68V263H66ZM80 260H79V264H80ZM89 262V263H88ZM111 262H113V260L111 261ZM111 262H109V263H111ZM125 262H126V260H125ZM128 262V261H127ZM131 262V261H130ZM134 262H135V260H134ZM138 262V261H137ZM141 262V261H140ZM140 262H138V263H140ZM77 263V264H78ZM108 263V262H107ZM107 263H105V264H107ZM129 263V262H128ZM27 264V263H26ZM76 264V263H75ZM95 264V263H94ZM98 264H99V262H98ZM104 264V263H103ZM112 264H114V263H112ZM125 264V263H124ZM131 264V263H130ZM136 264V263H135Z\"/></svg>",
    "mask_w": 264,
    "mask_h": 264
}]
</instances>
